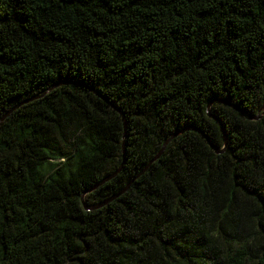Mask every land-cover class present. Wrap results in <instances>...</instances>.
Segmentation results:
<instances>
[{"label": "trees", "instance_id": "obj_1", "mask_svg": "<svg viewBox=\"0 0 264 264\" xmlns=\"http://www.w3.org/2000/svg\"><path fill=\"white\" fill-rule=\"evenodd\" d=\"M0 264H264V0H0Z\"/></svg>", "mask_w": 264, "mask_h": 264}, {"label": "water", "instance_id": "obj_2", "mask_svg": "<svg viewBox=\"0 0 264 264\" xmlns=\"http://www.w3.org/2000/svg\"><path fill=\"white\" fill-rule=\"evenodd\" d=\"M28 102H29V101H28ZM26 103H27V102H26ZM18 107H19V106H18ZM13 111H14V110H13ZM13 111H12V112H13ZM12 112H10V113H12ZM122 114H123V113H122ZM7 115H8V114H7ZM7 115H6V117H7ZM209 116H211L210 113H209ZM250 119L258 120V119H260V117L257 115L255 118H254V117H250ZM124 121H125V126L127 127L126 119H124ZM181 133H182V132H181ZM179 134H180V133H179ZM179 134H176V135H179ZM176 135H174V136H176ZM174 136H173V137H174ZM225 138H226V137H225ZM166 145H167V144H166ZM166 145L164 146L162 152L164 151ZM215 149H216V148H215ZM216 151H217L218 153H221V152H223L224 150H218V148H217ZM162 152L159 154L158 157H160V155L162 154ZM129 187H130V185H129L125 190H127ZM97 188H98V186H96L95 188L91 189L90 192H93V191L96 190ZM120 195H121V193L118 194L117 196H115L114 198H112V199H110V200H108V201H106V202H104V203H102V204H100V205L88 206V205L86 204V202H85V196H86V194H85V195L83 196L84 207H85V209H86L87 211H93V210H96V209H99V208H102V207L106 206V205L109 204L113 199L119 197Z\"/></svg>", "mask_w": 264, "mask_h": 264}]
</instances>
